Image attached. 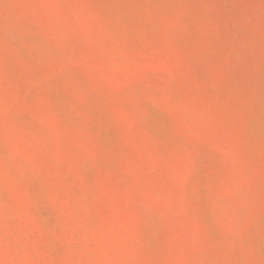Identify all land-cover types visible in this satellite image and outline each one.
<instances>
[{"label": "rangeland", "instance_id": "rangeland-1", "mask_svg": "<svg viewBox=\"0 0 264 264\" xmlns=\"http://www.w3.org/2000/svg\"><path fill=\"white\" fill-rule=\"evenodd\" d=\"M0 264H264V0H0Z\"/></svg>", "mask_w": 264, "mask_h": 264}]
</instances>
